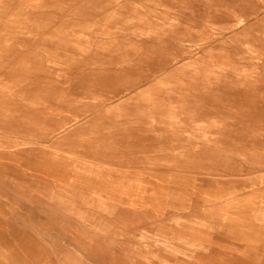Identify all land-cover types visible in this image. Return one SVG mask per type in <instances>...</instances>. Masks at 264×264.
Returning a JSON list of instances; mask_svg holds the SVG:
<instances>
[{"label":"rangeland","instance_id":"1","mask_svg":"<svg viewBox=\"0 0 264 264\" xmlns=\"http://www.w3.org/2000/svg\"><path fill=\"white\" fill-rule=\"evenodd\" d=\"M0 264H264V0H0Z\"/></svg>","mask_w":264,"mask_h":264},{"label":"bare ground","instance_id":"2","mask_svg":"<svg viewBox=\"0 0 264 264\" xmlns=\"http://www.w3.org/2000/svg\"><path fill=\"white\" fill-rule=\"evenodd\" d=\"M23 97H24V96H23ZM25 97H26V96H25ZM19 98H20V97H19ZM27 98H28V97H27ZM22 100H23V99H22ZM27 127H28V124H27ZM31 142H33V141H31ZM31 142H30V143H31ZM173 233H174V231H173ZM175 234H177V233H175Z\"/></svg>","mask_w":264,"mask_h":264}]
</instances>
